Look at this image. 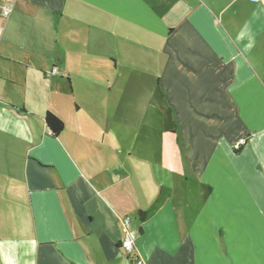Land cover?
I'll use <instances>...</instances> for the list:
<instances>
[{"label": "crops", "instance_id": "crops-1", "mask_svg": "<svg viewBox=\"0 0 264 264\" xmlns=\"http://www.w3.org/2000/svg\"><path fill=\"white\" fill-rule=\"evenodd\" d=\"M0 23V264H134L125 218L145 264H264V0H15Z\"/></svg>", "mask_w": 264, "mask_h": 264}, {"label": "built area", "instance_id": "built-area-1", "mask_svg": "<svg viewBox=\"0 0 264 264\" xmlns=\"http://www.w3.org/2000/svg\"><path fill=\"white\" fill-rule=\"evenodd\" d=\"M15 0H4L0 1V20H7L14 10ZM1 27V23H0ZM58 72V68L55 67L52 73ZM238 147L240 143L237 144ZM124 237L121 241L122 250L128 255L132 256L134 264H145L144 259L136 254V237L130 229V219L125 218L123 220Z\"/></svg>", "mask_w": 264, "mask_h": 264}, {"label": "rangeland", "instance_id": "rangeland-1", "mask_svg": "<svg viewBox=\"0 0 264 264\" xmlns=\"http://www.w3.org/2000/svg\"><path fill=\"white\" fill-rule=\"evenodd\" d=\"M158 119V118H154ZM134 137L136 140H160L163 141L165 139V131L161 130L159 126L150 125V129L145 131L138 130L135 132Z\"/></svg>", "mask_w": 264, "mask_h": 264}, {"label": "trees", "instance_id": "trees-1", "mask_svg": "<svg viewBox=\"0 0 264 264\" xmlns=\"http://www.w3.org/2000/svg\"><path fill=\"white\" fill-rule=\"evenodd\" d=\"M46 124L53 136H58L64 129V122L52 113H47Z\"/></svg>", "mask_w": 264, "mask_h": 264}]
</instances>
